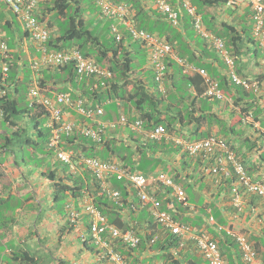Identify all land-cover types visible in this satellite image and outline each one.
<instances>
[{"label":"trees","instance_id":"obj_1","mask_svg":"<svg viewBox=\"0 0 264 264\" xmlns=\"http://www.w3.org/2000/svg\"><path fill=\"white\" fill-rule=\"evenodd\" d=\"M82 1L83 0H44V2L48 4L46 6L47 11L54 15V17L49 20L48 27H51V30L46 46L51 50L76 48L80 50L85 57L93 58L98 65L109 69L112 75L110 79H105L106 84L102 85L103 77L98 78L96 76H91L80 79L77 67L74 63L53 67L51 68V74H49V70L45 72L46 75H49V79L44 76L40 77V83L44 89L43 93H45V95L53 97V92L60 91L67 93L73 99L82 98L85 106L88 108L104 105L105 107L109 106L108 110L115 111H118L119 105L117 101L120 100L123 101L127 109L126 112L129 116V122L142 119L143 128L146 130H151L157 125H163L171 134H177L176 136L186 138L187 140L206 138L212 134H216L223 137L226 143L236 151V146L232 143L230 134H232V132L237 134L235 128L243 122L245 116L251 115L256 117L258 114L260 107L255 101V96L258 91L248 90L242 85L234 83L231 78L228 79L224 77L219 70L213 69L212 63H209L206 59L197 55L195 49L192 47V40H198L199 37L189 32V30H194V26L191 17L188 14H186L187 17L185 16V11L182 9V4L180 2L176 3L175 0H172L171 3L179 11L178 15L179 19H182V28L184 31H181L180 27H178L179 25L172 23L167 15L161 13L157 7H155V9L150 8L147 0H130L138 27L144 28L170 43L176 53H178L181 58L186 59L190 64H195L196 66L198 65V68L208 70L207 73L218 80L219 89L223 91L225 95L228 93L226 89H230L232 86L235 87L236 95H229L232 96L233 100L239 106L241 119L236 121L234 126H229L226 118L214 112L212 107L203 106V103L209 102L208 99H210L209 97L202 96L205 88L203 77L199 73L185 72L184 67L180 65V63L171 62L169 59L168 66L175 64L182 75H176L177 77L180 76L177 80V78L174 77L175 75H168L167 69L166 78L164 80L167 90L164 92L158 87L159 83L156 80L154 70V74L151 75L153 82L152 86L146 82V79H142L140 75H136L138 71L133 67L134 59L132 54L135 51H139V48L143 47V44L139 41L132 40L130 34L124 30L123 25L120 26L123 34L120 41L116 39L114 32L108 36V40L106 38V40H104L95 32V27H92L93 23L91 21L88 23L85 19L84 15L88 7H86V10ZM121 1L122 0H114V2L117 3ZM92 2L100 9L96 0H92ZM191 2L197 7L198 11L204 15V22L207 27L217 36L225 40L228 49L235 57L238 75L245 78L246 76L243 75L239 69V64L241 63L245 51L244 45L246 43V35L249 36V41L251 43H255L256 41L251 37V29L246 28V26H241V28H239L237 23H233L230 20L221 19L220 21L218 14L212 15L203 11L205 7L222 9L226 6L227 0H191ZM226 7L227 10L229 9L230 15L233 16L235 7ZM223 12L226 13L225 11ZM248 12L252 14V10ZM247 15L244 16L245 20L243 23L247 22L245 18ZM38 17L40 21L46 18L45 15L43 17L38 15ZM8 24H10V22ZM8 24L2 26L0 17V28L2 31ZM55 25H57V31L55 30V32H53L52 30ZM25 34L29 35L26 31ZM201 42H203L202 39L200 45ZM256 46L258 49L260 48L258 43ZM203 51L204 52H201V54L206 53L207 58L211 56L212 59L221 61L222 63V59L218 54L212 56L214 52L205 42ZM11 55L15 57L16 54L12 52ZM9 64V77L7 78L6 84L2 85L3 88H7V93L3 96L0 95V110L2 112V115L0 113V121L3 120V127L0 124V149L1 151L5 149L6 151H14L11 150L13 149L11 147H21L23 144H26L35 152H44L49 138V128L47 125L42 124V120L45 118L48 119L47 111L42 106H31L29 99H27L28 104L26 103L24 106V99L28 97H23L20 87L22 78L18 77L15 72L26 68V64H24L22 68L19 58L14 60L12 57L9 60ZM12 71L15 72L11 74ZM245 79L250 83L257 82L258 89L260 90L262 82L264 81V73L259 74L255 79L249 77ZM171 82H174L172 83V87ZM95 84H97V87H95ZM210 100H214L216 103L221 102L217 99ZM171 104L176 105L177 108L173 113H169V110L172 109ZM68 108L72 109L69 106H65L64 111ZM132 111H135V114H132ZM118 113L119 112L116 113L117 116ZM85 119H87L88 122L83 125H89L93 122L92 119ZM94 123H91V125L99 129V140H94L86 136L81 133L79 129H75V132L69 136H63L62 146L67 150H71L73 158H78L79 156L98 157L107 161L117 159L122 162L126 169L130 171H140L146 175L156 173L154 170L162 166L163 170L172 173L174 179L183 184L186 192L188 190H193L196 186L200 190H203V187H205L204 184L207 182L205 179L206 171L210 163L209 161H207L209 162L207 163L203 158H192L181 146L173 142L169 144L163 139L146 140L143 135L140 134L139 130L129 129V124L120 125L125 127L124 130L121 129V132L117 130L119 126L109 133L104 127ZM175 123L179 126H175ZM217 127H219V129H216ZM240 134L242 135V133ZM164 152L170 154L168 162L164 161L162 157V153ZM240 161L254 177L255 172L252 171L253 168L246 164L245 158L240 157ZM172 164H174V166ZM150 165H152L151 168H149ZM47 172L53 182L54 200L56 202L64 201L62 202L61 208L66 205L68 197H82L83 199L85 195L84 192L87 191L88 194L94 198L98 209L108 216L111 224H116L122 228H132L138 232V235L141 237V243L136 249H132L131 251L122 248L124 245L119 241L112 242L115 250L127 256H131L133 258L132 260L137 264H156L157 262L161 264H201L199 262L200 259L196 255L191 258L188 256L190 260L186 261L188 258L187 254L192 255L195 250L197 251L195 241L190 239L182 244V238L163 227L161 228L157 222H154L146 207H140L138 209L139 211L141 210L140 212L134 209L129 210L130 206L134 203L128 198L131 194L128 182L117 180L116 178L110 179L111 186L121 190L123 194L121 202L124 203V205L120 206L115 202H111L103 195L99 196V185L94 181L93 175L89 171L83 173L82 179H74L75 181L71 183L67 181L69 177L65 175V172L64 175L67 177L61 176L53 170H48ZM7 175V171L0 165V178L5 179ZM218 176L219 175L213 179L211 178L210 183H215ZM223 176L221 186L223 185V189L225 190L223 191L225 192L224 200L228 203L229 209L231 207L233 208L232 212L237 211L233 206V179L224 181ZM3 185L4 184L1 186ZM132 191L134 202L137 203V193L135 190ZM168 192H170V190H168ZM191 193L187 192L188 195H192ZM157 194L160 199L164 198L165 209L174 213L178 217V221L188 222L194 229H201V227L205 225L207 232L217 241L224 259L228 264H236L235 261L232 260L231 255L225 250L226 245L235 242L234 237L228 234L225 229H222L219 232L224 235V240H220L217 236L218 221L216 220V222L213 223L208 220V208H211L212 214L214 217H217L214 214L215 209H217L216 204L204 202L202 199L198 202L199 204H197V206H199L198 215L192 218L185 213L187 209L183 211L179 205L175 206L176 209L180 210L179 212L172 209L171 203L173 199L166 196V190L160 188L159 191L157 190ZM188 199L191 203H194L193 197L192 199L188 197ZM249 203L257 207L260 206L262 202L258 196L254 195L251 196ZM166 204L169 207H167ZM124 214L128 216L126 221L124 220ZM87 225L90 231V225ZM154 237H157V239L152 241ZM147 255L149 256L147 257ZM19 257L23 260L24 264H38L36 256L31 254L28 250L19 255ZM237 259L241 264H248L243 261L239 249L237 252ZM145 260L148 261V263L142 262ZM205 262L207 261L205 260Z\"/></svg>","mask_w":264,"mask_h":264},{"label":"built area","instance_id":"obj_2","mask_svg":"<svg viewBox=\"0 0 264 264\" xmlns=\"http://www.w3.org/2000/svg\"><path fill=\"white\" fill-rule=\"evenodd\" d=\"M249 2L253 7V36L259 40L264 49V0H227L226 4L230 7H237L238 5ZM158 9L168 14L173 23H178V12L167 0H154ZM0 3L5 4L18 17L23 29L29 33L32 41H34L38 50L41 53L40 57L31 60L30 64L34 71H39L41 65L63 66L68 63H74L80 79L84 77L96 76L104 78L102 85L106 84L105 79H110L112 73L108 69L101 68L94 60L86 58L77 49L69 50H51L46 46V42L50 37V29L45 21H40L37 11L39 9V0H0ZM101 12L104 16H113L121 19L124 29L130 34L132 40L139 41L144 47L148 48L150 52V61L155 72V77L158 82L162 84L166 75L168 58L176 59L180 65L184 67L187 73H199L207 84L206 94L208 96L222 99L224 94L219 89L218 82L213 80L207 71L202 68H196L189 62L179 58L174 53L171 45L162 40L157 35L140 28L137 25L135 18L130 13L129 8L124 4L114 3L111 0H99ZM183 6L193 18V24L198 33L207 38L210 44L217 50L226 65L231 69L230 76L236 84L242 85L248 90L259 91L257 82L250 83L248 80L240 78L233 70L235 61L232 53L226 48L224 40L215 36L205 28L202 14L191 4L189 0H183ZM113 32L116 39H122V32L118 25H113ZM2 30L0 28V56H1V71H0V95L7 93V88L2 85L6 84L9 77L11 59V49L8 43L2 37ZM37 78V77H36ZM34 78L31 82L28 92L29 102L31 106H42L48 114L47 127L49 128L48 147L55 151L56 158L62 163L68 165L73 172L77 171V164L73 160L71 151L63 149L61 143L63 136H69L79 129L81 133L91 137L94 140L100 139L99 129L92 125H77L75 122L65 118L64 107L69 106L79 115L85 118L98 120L104 115L103 107H86L82 98L73 99L70 95L64 92L55 91L53 97L45 95L38 80ZM97 87V84H95ZM0 113L2 114L1 110ZM118 124H129L134 130L144 131L143 121L137 119L130 123L126 115H121L118 120L111 122L112 127ZM102 125V123H99ZM103 127V126H102ZM146 136L157 140L162 138H169L167 130L163 125L154 127L151 130H145ZM177 145L188 152L193 157H202L204 159L213 158L215 165L212 166L213 173L224 172L229 174V170H233L238 176L239 182L245 187L248 192L257 194L261 198L264 205V185L261 182L254 181L247 174L244 166L239 162L235 152L229 148L226 141L216 137L209 136L206 138L186 140L183 138H172ZM79 164H82L93 175V179L99 185V195L107 197L117 205L123 206L122 192L111 186L109 180L116 178L117 180H124L128 182L129 188L136 191L138 202L130 206L129 210L147 207L154 218L166 229L173 234L178 235L183 239L194 240L197 249L202 254L203 258L208 264H228L222 256L221 250L216 240L206 232H195L188 223L178 221L170 212L161 208V201L151 191V185L161 183L164 186L171 187L177 200L186 202V194L184 189L175 183L172 175L165 172H159L157 175L148 176L142 172L130 171L124 168L119 162L115 160H102L100 158L81 157ZM235 198L234 205L238 208L241 204L240 194L237 188L233 189ZM84 201L86 203L87 211L92 217V233L99 244L104 247L110 260L114 264H132L121 253L114 250L109 241L103 239V235L107 232L115 238L119 239L128 248H136L141 241L140 236L131 228L123 229L113 224H109L106 217L97 208L94 198L84 192ZM209 220L215 222L213 216ZM223 226H218V230H222ZM225 229V228H224ZM228 234L232 235L240 249L243 261L248 264H255L258 260L259 254L245 233L236 232L231 228L225 229ZM156 239V237L154 238ZM1 264V263H0Z\"/></svg>","mask_w":264,"mask_h":264},{"label":"crops","instance_id":"obj_3","mask_svg":"<svg viewBox=\"0 0 264 264\" xmlns=\"http://www.w3.org/2000/svg\"><path fill=\"white\" fill-rule=\"evenodd\" d=\"M111 1L114 2V0ZM169 1L172 2V0ZM175 1L176 3H179L180 0ZM147 2L150 8L155 9V7H157L154 0H147ZM39 3L41 6L39 5L37 14L39 16L41 15L42 17L45 15L46 19L43 21H45V23L48 25L49 20L54 16L52 13L47 11L46 6L48 4H46L44 0H40ZM1 4L2 3H0V5ZM118 4L126 5L134 17L135 13L132 10V4L130 3V0H122ZM42 6L44 7L43 9L41 8ZM172 6L174 7L173 4ZM205 8H208V13L212 15L218 14L220 21L221 19L230 20L233 23H237L239 28H241V26L250 28L251 37L255 39L252 32V14H249L248 12L252 10V5H250L248 2H244L235 7L233 16L230 15V11L229 9H226V6H224L222 9L217 8L218 10L214 7ZM158 10L161 13L167 15L169 18L167 13L160 9ZM8 12V8L5 10H0L2 26L10 22L6 28H3L2 37L7 41L11 51L16 54L13 59L16 60L19 58L22 68L24 64H26V68H28L27 71L26 68H23V70L20 69L16 71L15 74L22 78V81L25 79L28 80V78H26V72H28L29 79L34 73V71L32 72L29 67L30 61L37 56L40 57L41 53L38 50L37 44L31 40L28 34H25V30L23 29L19 19L17 18L19 23L18 26L14 19L8 14ZM184 14L186 16L187 13L185 12ZM245 15H247V17H245L247 22L243 23L245 20ZM103 19L109 18L100 15L98 7L95 13H89V20L93 23L94 27H98L100 25V20ZM169 20L171 21L170 18ZM115 21L116 19L112 20L110 25H112V23ZM116 23L119 26L121 25V21L119 20H117ZM176 25H179L178 27H180L181 31H184L182 28V19ZM120 29L122 30V28ZM55 30L57 31V25L54 26L52 31L55 32ZM245 39V51L239 65V69L243 75L246 76L245 78L249 77L251 79H255L257 76H259V74L264 73V56H259V52L262 49L257 48V41H255L256 44L251 43L249 41L248 35H246ZM194 40L195 41L192 40V47L195 49L197 55L203 59H206L209 63H212L213 69L219 70L224 77L230 79L228 68L224 62L222 61L221 63V61L212 59L211 56L207 58L206 53L201 54V52H204L203 47L200 45L197 39ZM212 51L214 52V55L212 56H216L217 53L213 49ZM262 52L264 51L262 50ZM172 61L176 62L175 60H171V62ZM197 66L195 65L196 68H198ZM51 68L53 67L41 68L38 75L49 79V75H46L45 72L46 70H49L48 72L51 74ZM205 71L208 72L206 69ZM148 73L150 78L151 75L154 74L152 64L149 59V54L148 62L143 64V66H140L136 75H140L142 79H146V82H148V76H146ZM168 75H175L174 77H176L178 80L180 76L177 77L176 75L182 74L178 71L177 66L173 64L168 66ZM172 83L174 82H171V87L173 85ZM234 88L235 87L232 86L230 89H226L228 93L226 94L225 101L216 103L214 100L208 99L209 102L203 103V106L212 107L214 112L225 117L229 126H234V124H236L235 122L238 121L235 120V117L238 115L241 116L239 106L233 100L232 96L229 95H236ZM255 98L256 104L260 107L258 114L256 117L249 115V119H243V122L239 124L237 128H235L237 134L232 132L230 136L232 138V143L236 146L235 148L238 155L240 157H244L247 162L246 164L253 168L252 171L255 172L254 176H257L259 179L264 181V81L262 82L259 92L256 93ZM118 105H120L118 111L108 110L104 116L91 123L95 122L97 125L102 123L101 126H103L109 133L117 129L119 126L112 127L111 122L116 120L122 114L127 115V109L125 108L123 101H119ZM176 110V105L173 104L172 109L169 110V113H173ZM64 112L65 118L75 122L77 125H83L84 123L88 122L87 119L79 115L73 109L68 108ZM117 112H119L118 116L116 114ZM132 114H135V111H132ZM2 122L3 120L0 121V124L3 127ZM91 123L89 125H91ZM175 126L179 125L175 123ZM121 129L124 130L125 127L120 126L117 130H120L121 132ZM216 129H219V127ZM145 130L140 131V134L143 135L144 139L149 140V137L146 136ZM239 132L242 133V135ZM176 135L173 134V136ZM163 140L170 144L169 139ZM169 155L170 154L167 152L162 153L164 161L168 162V159L170 158ZM41 157H46V160L50 161V164L53 166H57V164L60 163L58 160H56L54 152L47 149V144L46 150H44V152L42 151ZM114 160L122 163L120 160ZM20 161L21 160L15 153V150L6 151L5 149L4 151H1L0 149V165L7 171L8 174L5 179L0 178V263L24 264L19 255L28 250L31 254L36 256L38 264H111L110 261L104 257L105 251L97 247L89 236V228L87 225L89 224V216L81 207L82 202L80 199L82 197H79L80 199L76 197H68L67 203H73L74 206L80 211V220L78 219L76 224H72L67 217L65 206L61 209H58V204L54 200V186L52 185L53 182L47 172L48 170L55 171L54 168L48 169L44 166L38 171H33L32 175H28L27 170L23 168V165L21 164H25L24 159L22 162ZM172 165L174 166V164ZM62 167L65 166L62 165ZM57 168L59 169L58 166ZM160 169H162V166L157 167L154 171ZM55 172L59 173L61 176L67 175L69 177L67 180L69 183L74 182V179H82L83 177L82 171H79L77 174H72L68 169L65 171L64 168H61ZM151 174L152 173L149 175ZM212 177L213 176L211 175H206L207 182H205V187H203V190H200L197 186L191 190L192 195H188V197H191V199L193 197L194 199V203L191 204L197 205L202 199L204 202L216 204L217 208L221 210L219 213V221L217 223L225 227V229L231 228L236 232H243L247 234L259 254L258 260L255 264H264V211L261 205L257 206L256 208L251 203H249V200L253 195L247 194L244 196L246 198L244 200L242 210L237 209V211L232 212L233 208L231 207L229 209L228 203H226V200H224L225 192L223 191L225 190L223 189V185L209 184ZM223 180L225 181L227 179H225L223 176ZM2 184L4 185L1 186ZM130 193L129 199L131 202H134V195H132V192ZM189 202L191 201L189 200ZM174 206H178L177 202L172 204V207ZM85 214L87 215L88 220L84 216ZM127 219L128 216L124 214V220L126 221ZM215 219L217 220L216 217ZM217 234L220 240H224V235L221 232L217 231ZM225 250L229 253V255H231L232 260H234L236 264H241L237 259L238 246L236 242L226 245ZM194 255L200 259L199 262L201 264H207L196 250L192 255L187 254V257L189 256L191 258ZM148 256L149 255H147V257ZM189 257L186 261L190 260ZM156 264L161 263L157 262Z\"/></svg>","mask_w":264,"mask_h":264},{"label":"clouds","instance_id":"obj_4","mask_svg":"<svg viewBox=\"0 0 264 264\" xmlns=\"http://www.w3.org/2000/svg\"><path fill=\"white\" fill-rule=\"evenodd\" d=\"M97 1V4L99 5V0H96ZM171 5H172V3L169 1V0H167ZM190 2H191V0H189ZM39 2H40V0H39ZM181 4H182V9L191 17V20H192V24H193V18H192V16L188 13V11L184 8V6H183V0H180L179 1ZM247 2V1H246ZM249 3V2H248ZM40 4V3H39ZM191 4H192V2H191ZM250 4V3H249ZM5 5V4H4ZM193 5V4H192ZM251 5V4H250ZM100 6V5H99ZM196 9H197V7L195 6V5H193ZM226 6H227V4H226ZM7 8H8V6H6ZM230 7V6H229ZM174 8V7H173ZM9 9V8H8ZM175 9V8H174ZM10 10V9H9ZM176 10V9H175ZM177 11V10H176ZM198 11V10H197ZM99 12H100V15H102L103 17H106V18H114V19H116V20H119V21H121V19H119V18H116V17H113V16H104L103 14H102V12H101V7H100V9H99ZM177 12H179V11H177ZM199 12V11H198ZM202 14V13H201ZM18 18V17H17ZM202 18H203V23H204V25H205V28L207 29V30H209L211 33H213L208 27H207V25L205 24V22H204V15L202 14ZM46 19V18H45ZM252 20H253V7H252ZM179 21H180V19H179ZM179 21H178V23H179ZM173 23V22H172ZM177 24V23H176ZM113 25H118L116 22H113L112 23V25L110 26V29H111V31L113 32V29H112V27H113ZM121 25H122V21H121ZM120 25V26H121ZM48 26V25H47ZM119 26V25H118ZM119 26V27H120ZM193 26H194V24H193ZM121 28V27H120ZM50 30H51V27L49 28ZM194 31H195V34H196V36L198 35V37L200 38V39H202L207 45H209V47L211 48V49H213L219 56H220V54L217 52V50L210 44V42H209V40L207 39V38H205L204 36H202L200 33H198L197 32V30H196V28H195V26H194ZM252 32H253V27H252ZM215 36H217L215 33H213ZM156 35V34H155ZM158 36V35H157ZM158 37H160V36H158ZM218 37H220V36H218ZM161 38V37H160ZM220 38H222V37H220ZM255 38V37H254ZM162 39V38H161ZM223 39V38H222ZM162 40H164V39H162ZM224 40V39H223ZM255 40L258 42V45L260 46V49H262L263 51H264V49L262 48V46H261V44H260V42H259V40H257L256 38H255ZM165 41V40H164ZM165 42H167V41H165ZM224 42H225V40H224ZM168 43V42H167ZM170 44V43H169ZM225 44H226V42H225ZM171 45V44H170ZM9 46V45H8ZM171 47H172V45H171ZM10 48V47H9ZM226 48L228 49V47H227V45H226ZM69 49H76V48H69ZM68 48L67 49H61V50H69ZM172 49H173V51H174V53L176 54V56L177 57H179V58H181L179 55H178V53H176V51L174 50V48L172 47ZM78 50V49H77ZM229 50V49H228ZM80 51V50H79ZM230 51V50H229ZM81 52V51H80ZM231 52V51H230ZM11 53H12V51H11ZM83 55V54H82ZM41 56V55H40ZM84 56V55H83ZM233 56V55H232ZM37 57H39V56H37ZM85 57V56H84ZM234 57V56H233ZM12 58H13V56H12ZM86 58H90V57H86ZM220 58L222 59V57L220 56ZM90 59H92V60H94L93 58H90ZM169 59L170 60H175L176 62H178L176 59H172V58H168L167 60H166V64H167V69H168V61H169ZM181 59H183V58H181ZM183 60H185V59H183ZM186 61V60H185ZM222 61L224 62V60L222 59ZM234 61H235V57H234ZM31 62V61H30ZM94 62L96 63V61L94 60ZM235 63V65H234V68H233V70L235 71V73L238 75V73H237V71H236V62H234ZM68 64H70V63H68ZM97 64V63H96ZM224 64L226 65V63L224 62ZM1 65V64H0ZM67 65V64H66ZM98 65V64H97ZM29 66H30V68H31V70H32V72L34 71L33 69H32V67H31V64H29ZM64 66V65H63ZM100 66V65H99ZM42 67H57V66H52V65H41L40 66V69L42 68ZM101 68H104V69H107L106 67H102V66H100ZM226 67L228 68V74H229V78H231L232 79V77L230 76V72H231V69L226 65ZM40 69H39V71H40ZM109 70V69H108ZM39 71H34V73H33V75H31V77H30V79H29V89H30V85H31V82L33 81V79L34 78H36L37 80H38V82H39V84H40V87L42 88V90H44L43 89V87L41 86V83H40V77L41 76H39L38 75V73H39ZM110 71V70H109ZM111 72V71H110ZM112 73V72H111ZM210 77H211V75H209ZM240 78H243V77H241L240 75H238ZM165 78H166V75H165V77H164V80H165ZM213 80H215V81H217L218 82V80H216L215 78H213V77H211ZM243 79H245V78H243ZM162 81V84L160 83V82H158L159 83V88H160V90L161 91H166L167 90V87H166V85L164 84L165 83V81ZM204 80V79H203ZM247 80V79H246ZM232 81H233V79H232ZM234 82V81H233ZM204 83V85H205V88H204V91H203V94H202V96H204V97H209L210 99H217V100H220V101H225L226 99V95L223 93V91H222V93L224 94V98H222V99H218V98H214V97H211V96H208L207 94H206V90H207V84H206V82L204 81L203 82ZM235 83V82H234ZM218 86H219V82H218ZM28 92H29V90H28ZM259 92V91H258ZM45 94V93H44ZM27 97H28V93H27ZM28 99H29V97H28ZM120 100H118L117 102H119ZM107 104H108V101H107ZM120 106V105H119ZM99 107V106H98ZM100 107H103L104 108V115L106 114V109H105V106L104 105H100ZM65 114V113H64ZM103 115V116H104ZM122 115H125V114H122ZM121 116V115H120ZM119 116V117H120ZM127 116V115H126ZM119 117L116 119V120H118L119 119ZM128 117V116H127ZM245 118H247V119H249L250 118V116L248 115V116H245L244 117V119ZM116 120H114V121H116ZM128 120H129V117H128ZM137 120V119H136ZM142 120V119H141ZM114 121H112V122H114ZM143 121V120H142ZM131 122V121H130ZM132 123V122H131ZM120 125H123V124H118L117 126H120ZM116 126V127H117ZM157 126H159V125H157ZM131 128V127H130ZM132 129V128H131ZM145 130V129H144ZM167 130V129H166ZM167 134H168V136H169V138H162V139H166V140H168L169 139V141L170 142H173L174 144H176L175 142H174V140L172 139V138H175V137H179V136H173V134H171L168 130H167ZM210 136H216V137H219V138H221V139H223V137H221V136H218V135H216V134H212V135H210ZM179 138H182V137H179ZM49 139V138H48ZM149 139H151V138H149ZM183 139H186V138H183ZM154 140V139H153ZM187 140V139H186ZM195 140V139H194ZM224 140V139H223ZM190 141H192V140H190ZM61 145H62V143H61ZM177 145V144H176ZM227 145L229 146V144L227 143ZM180 146V145H179ZM63 147V146H62ZM229 148L230 149H232L230 146H229ZM47 149L48 150H50V151H53L54 152V155H55V151L53 150V149H50L49 147H48V142H47ZM63 149H65L64 147H63ZM65 150H67V149H65ZM234 152H235V154H236V156H237V158H238V160H239V162L244 166V168H245V170H246V172H247V174L252 178V180H254V181H258V182H261V183H263V185H264V181H262L261 179H259L257 176H252L250 173H249V171L246 169V167H245V165L240 161V156L238 155V153L234 150V149H232ZM67 151H71V150H67ZM192 158H202V157H193V156H191ZM55 158H56V155H55ZM81 158V156H79L78 158H73L74 160V162H76V164H77V171L76 172H73L71 169H70V167L68 166V165H66V164H64L65 166H67L68 167V170L72 173V174H77L79 171H82V173H85V172H87L88 170L82 165V164H79V159ZM92 158H98V157H92ZM204 159V158H203ZM56 160H58L57 158H56ZM59 161V160H58ZM116 161V160H115ZM204 161L205 162H207V161H209V162H207V163H209V166H208V168H207V171H206V175H208V176H213L212 177V179L214 178V177H216L217 175H219L218 176V178H217V180L215 181V183H213V184H219V185H221V183H222V176L224 175V177H225V179H233V181H232V188L234 189V188H237L238 189V192H239V194H240V200H241V204H240V206L237 208L235 205H234V198H235V194H234V191H233V196H234V198H233V206L236 208V209H238V210H242V208H243V204H244V200H245V198H244V196L245 195H247V194H251V195H256V196H258L257 194H254V193H251V192H248L246 189H245V187L239 182V179H238V176L235 174V172L233 171V170H231V168H230V170H229V174H226V173H224V172H217V173H213L212 171H211V169H212V166L213 165H215V160L213 159V158H210L209 160L207 159H204ZM59 162H61V161H59ZM117 162H119V161H117ZM62 163V162H61ZM120 163V162H119ZM122 166H123V164L122 163H120ZM124 167V166H123ZM125 168V167H124ZM90 172V171H89ZM159 172H165V173H167V174H170V175H172V173H170V172H167V171H165V170H163V168L162 169H160V170H157L156 171V173H152L151 175H148V176H155V175H157ZM172 177H173V175H172ZM257 177V178H256ZM112 179V178H111ZM173 179H174V177H173ZM206 180V179H205ZM174 181H175V183L176 184H178V185H180L183 189H184V191H185V194H186V202L184 203V202H181V201H179V200H177L176 199V197L175 196H173V195H171L170 196V194H172L173 193V190H172V188L171 187H167V186H164V185H162L161 183H156V184H152L151 185V191L155 194V196L158 198V200H160L161 201V204H162V206H161V208L162 209H164V210H167V209H165V207H164V204H165V200H163L164 198H161L160 199V197L158 196V194H157V190L159 191V189L161 188V189H163V190H166L167 191V194H166V196L168 197V198H170V199H173V201L176 203L177 202V205H179L180 207H181V209L183 210V211H185L184 209H187V211H185V213L186 214H188V215H190V217H192L193 218V216H195V215H198V207L199 206H197V205H192L191 204V202H189V200H188V194H187V192H186V190H185V187L183 186V184L182 183H179V182H177L175 179H174ZM109 183H110V180H109ZM111 184V183H110ZM210 184H212V183H210ZM131 190V192H133L132 190L133 189H130L129 188V191ZM168 190H170V192H168ZM123 195V194H122ZM99 196H102V195H99ZM259 197V196H258ZM107 198V197H106ZM129 198V197H128ZM108 199V198H107ZM259 199L261 200V198L259 197ZM109 200V199H108ZM81 201L83 202L82 204H81V207L83 208V210H84V212L89 216V225H90V229L92 228V217H91V215H90V213L87 211V205H86V203H85V201H84V198L82 199L81 198ZM111 201V200H110ZM173 201H172V203H171V205L173 204ZM94 202H95V200H94ZM112 202V201H111ZM96 203V202H95ZM133 203H136V202H133ZM124 204V203H123ZM96 205H97V203H96ZM261 205V207H262V209H263V211H264V205H263V203H261L260 204ZM166 206L167 207H169L167 204H166ZM65 207H66V213H67V217H68V219H69V221L72 223V224H76L77 223V220L79 219L80 220V211L74 206V204L73 203H67L66 205H65ZM98 208V207H97ZM147 208V207H146ZM257 208V207H256ZM148 209V208H147ZM173 210H175V211H180L179 209H176V207L174 206L173 208H172ZM100 210V209H99ZM141 211V210H140ZM139 210H138V212H140ZM148 211H149V213H150V215H151V217L153 218V220H154V222H157L158 223V225L162 228L163 226L154 218V216H153V214L151 213V211L148 209ZM168 212H169V210H167ZM100 212L106 217V219H107V221H108V223L109 224H111L110 223V221H109V218H108V216H106L101 210H100ZM182 212V211H181ZM189 212V213H188ZM171 213V212H170ZM207 213H208V216H209V218H210V216H213L214 217V215L212 214V209L211 208H208L207 209ZM176 219L178 218L174 213H171ZM214 219H215V217H214ZM209 220V219H208ZM124 221V220H123ZM180 222H182V221H180ZM209 222H210V220H209ZM215 222H216V219H215ZM214 222V223H215ZM184 223H186V222H184ZM188 223V222H187ZM190 226H191V224L190 223H188ZM113 225H115V226H117V227H119V228H122V227H120V226H118V225H116V224H113ZM220 225V224H219ZM220 226H222V225H220ZM217 227H218V225H217ZM164 228V227H163ZM191 228L195 231V232H206V233H208L207 232V228H206V226L205 225H203L202 227H201V229H194L192 226H191ZM225 227H223V229H224ZM123 229H127V228H123ZM132 229V228H131ZM166 229V228H165ZM134 230V229H133ZM166 230H168V229H166ZM217 230H218V228H217ZM169 231V230H168ZM218 231H220V230H218ZM136 232V231H135ZM171 232V231H170ZM137 234H138V232H136ZM241 233H243V232H241ZM209 234V233H208ZM247 235V234H246ZM89 236L91 237V240H92V242L97 246V247H99L100 249H103L104 251H105V255H104V257H106L109 261H110V263L111 264H114L111 260H110V258H109V256H108V254H107V251H106V249L104 248V247H102L101 246V244H99V242L97 241V239L94 237V235H93V233H92V230H90L89 231ZM140 236V235H139ZM141 238V237H140ZM155 238V237H154ZM153 238V240L152 241H155L156 239H157V237H156V239H154ZM181 238V237H180ZM103 239L104 240H106V241H109L110 242V244H111V246L114 248V245H112V242H116V241H119L120 243H122L119 239H115V238H113L111 235H110V233L109 232H107V233H105L104 235H103ZM235 239V238H234ZM187 240H190V239H187ZM187 240H185V241H183L182 242V244L183 243H185ZM194 241V240H193ZM235 242H236V240H235ZM140 243H141V241H140ZM237 243V242H236ZM124 246H122V248H124V249H126V250H132V249H130V248H128L125 244H123ZM140 245V244H139ZM138 245V246H139ZM137 246V247H138ZM237 246H238V244H237ZM136 247V248H137ZM136 248H134V249H136ZM238 249H239V247H238ZM114 250H115V248H114ZM240 250V249H239ZM115 251H117V250H115ZM197 251H198V253L202 256V254L199 252V250L197 249ZM117 252H119V251H117ZM119 253H121V252H119ZM129 262H131L132 264H137L136 262H134L132 259V257L131 256H127V255H125V254H123V253H121ZM202 258H203V256H202ZM204 259V258H203ZM204 261H205V259H204ZM207 263V262H206ZM208 264V263H207Z\"/></svg>","mask_w":264,"mask_h":264},{"label":"rangeland","instance_id":"obj_5","mask_svg":"<svg viewBox=\"0 0 264 264\" xmlns=\"http://www.w3.org/2000/svg\"><path fill=\"white\" fill-rule=\"evenodd\" d=\"M82 2H83V5H84L85 8L88 7V10L86 8L87 12L85 13L84 16L86 17V20L89 23L90 22L89 13H92V14L95 13V11L97 10V7L92 2V0H83ZM6 8H7L6 5H4V4L0 5V10H2V9L5 10ZM41 8L43 9L44 7L42 6ZM203 11L205 13H207L208 12V8L203 9ZM8 14L14 19V21L19 26L17 17L14 14V12L9 10ZM112 20H115V19L110 17L109 19L100 20V22H99L100 25L98 27L94 28L95 32H97L104 40H106V39L108 40V36H110L112 34L111 29H109L110 22H112ZM92 27H94V26L92 25ZM189 32L191 34H195L194 30H189ZM198 41L200 43L201 39L198 38ZM201 46L204 47V41L201 42ZM135 49H136V47H135ZM148 54H149V59H150V52H149V50L147 48H144V47L139 48V52L133 53V59H134L133 60V64H134L133 67H134V69H136L138 71L140 66H143V64L148 62ZM259 56H261V57L264 56V52H262V50L259 52ZM27 70H28V68H26V71ZM0 71H1V65H0ZM14 72L15 71H12L11 74H13ZM141 72H142V70H141ZM146 76H148L149 85L152 86L153 82H152V79L149 77V73ZM26 78H28V80L25 79L20 84L23 97L27 96V93H28V90H29L28 72H26ZM26 103L28 104L27 98L24 99V106L26 105ZM105 109L108 111L109 106H106ZM240 119H241V116H239V115L235 117V120H240ZM42 124L43 125H47V119L46 118L42 120ZM11 148H13L11 150H15V153L18 155L19 159L21 160L20 162H22V160L24 159L25 164L24 163H21V164L23 165L22 167L27 170V174L28 175H32L33 171H35V170L38 171V170H40L41 167H44V166H45V168H48V169L54 168L55 171H58L61 168H64L65 171H67V169H68V167L65 166L61 162L57 164V166L59 167V169H58L57 166H53L52 164H50V161L46 160V157H44V158L41 157L42 151L35 152L31 148H29V146L26 145V144H23V146H21V147L20 146H15V147H11ZM144 161H147V160H144ZM62 165L65 166L66 168L62 167ZM151 167H152V165L149 166V168H151ZM138 172H140V171H138ZM51 184H52V182H51ZM187 192L191 193L190 190H188ZM62 202H64V201H62ZM62 202L61 201L57 202L58 209H61ZM220 211L221 210H219L218 208L215 209V211H214V214L217 216L216 217L217 221H219V213H220ZM84 216L88 220L87 215L85 214ZM142 262L148 263V261H146V260L142 261Z\"/></svg>","mask_w":264,"mask_h":264}]
</instances>
